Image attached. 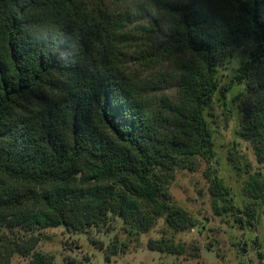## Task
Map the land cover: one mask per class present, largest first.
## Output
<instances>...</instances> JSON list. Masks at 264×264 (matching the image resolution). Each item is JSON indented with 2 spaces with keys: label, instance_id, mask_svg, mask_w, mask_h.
Returning a JSON list of instances; mask_svg holds the SVG:
<instances>
[{
  "label": "trees",
  "instance_id": "trees-1",
  "mask_svg": "<svg viewBox=\"0 0 264 264\" xmlns=\"http://www.w3.org/2000/svg\"><path fill=\"white\" fill-rule=\"evenodd\" d=\"M137 21L146 22L145 45L159 46L132 57ZM164 49L179 58L175 97L154 104L127 64L146 65ZM239 49L253 98L241 131L263 152L264 0H151L136 13L106 0H0V228L86 230L109 213L130 224L142 207L175 231L194 227L158 202L166 189L155 172L209 156L204 110L217 70ZM253 180L250 197L259 199L264 184ZM148 245L182 252L164 240ZM28 264L50 263L35 254Z\"/></svg>",
  "mask_w": 264,
  "mask_h": 264
},
{
  "label": "rangeland",
  "instance_id": "rangeland-1",
  "mask_svg": "<svg viewBox=\"0 0 264 264\" xmlns=\"http://www.w3.org/2000/svg\"><path fill=\"white\" fill-rule=\"evenodd\" d=\"M106 1L131 13L151 3ZM145 24L137 21L129 27L131 40L126 45L132 57L133 52L144 55L150 46H159L155 38L145 45L146 34L140 29ZM150 58L146 65L129 60L128 70L147 85L148 101L173 100L179 58L165 49ZM247 61V54L239 49L217 70L218 88L204 110L212 135L209 156L183 161L170 172H155L166 189V197L158 202L184 211L194 227L175 231L153 207H142L130 224L120 214L109 213L101 226L86 230L4 227L0 228V264L7 263L9 251L8 264H28L35 254L50 264H264V190L259 199L250 197L254 178L264 184V151L257 152L255 141L241 131L242 110L253 101L248 80L240 78ZM161 240L174 249L180 247L181 254L150 250L149 243ZM112 248L116 254H110Z\"/></svg>",
  "mask_w": 264,
  "mask_h": 264
},
{
  "label": "clouds",
  "instance_id": "clouds-1",
  "mask_svg": "<svg viewBox=\"0 0 264 264\" xmlns=\"http://www.w3.org/2000/svg\"><path fill=\"white\" fill-rule=\"evenodd\" d=\"M140 3V0H137V4H139Z\"/></svg>",
  "mask_w": 264,
  "mask_h": 264
}]
</instances>
